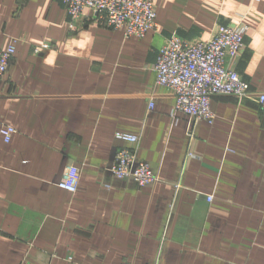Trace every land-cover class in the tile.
I'll return each instance as SVG.
<instances>
[{"label": "crops", "instance_id": "crops-1", "mask_svg": "<svg viewBox=\"0 0 264 264\" xmlns=\"http://www.w3.org/2000/svg\"><path fill=\"white\" fill-rule=\"evenodd\" d=\"M154 3L158 27L127 38L89 10L71 29L62 0H0V47L16 48L0 81V129H16L0 134V264H264L263 111L214 96L212 123L175 117L155 71L168 38L246 23L233 66L264 93V0ZM117 132L140 137L158 180L113 176ZM70 163L74 193L58 185Z\"/></svg>", "mask_w": 264, "mask_h": 264}, {"label": "built area", "instance_id": "built-area-1", "mask_svg": "<svg viewBox=\"0 0 264 264\" xmlns=\"http://www.w3.org/2000/svg\"><path fill=\"white\" fill-rule=\"evenodd\" d=\"M68 10L69 27L76 29L85 18L87 10L93 12V18L101 25L112 29H123L125 37H144L158 27L157 11L154 0H62ZM0 25V32H1ZM246 23L240 25L219 26L208 40L189 41L172 36L160 49L156 64L158 85L171 88L176 95L172 109L175 117L197 122L206 120L212 123L215 114L212 110L214 96H234L238 99L255 101L264 113V93L254 92L234 68L233 63L239 58L245 45ZM45 44L35 48L36 53ZM14 44L0 47V81L9 69ZM154 107V97L149 100V109ZM16 129L3 124L0 134L6 142L12 139ZM116 138L128 144L120 147L111 165V172L118 179L131 178L140 186L158 180L151 165L140 160L137 146L140 137L126 132H117ZM81 178L80 168L67 164L58 185L70 192H76ZM209 201L213 196L207 197Z\"/></svg>", "mask_w": 264, "mask_h": 264}]
</instances>
